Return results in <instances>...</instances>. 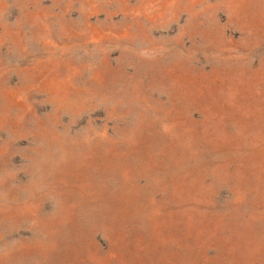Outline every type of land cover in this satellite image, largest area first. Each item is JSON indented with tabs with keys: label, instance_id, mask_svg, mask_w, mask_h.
Returning <instances> with one entry per match:
<instances>
[{
	"label": "rangeland",
	"instance_id": "374dc122",
	"mask_svg": "<svg viewBox=\"0 0 264 264\" xmlns=\"http://www.w3.org/2000/svg\"><path fill=\"white\" fill-rule=\"evenodd\" d=\"M0 264H264V0H0Z\"/></svg>",
	"mask_w": 264,
	"mask_h": 264
}]
</instances>
